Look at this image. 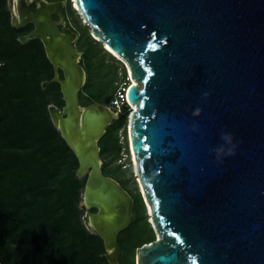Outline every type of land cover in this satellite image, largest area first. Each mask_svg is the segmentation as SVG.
<instances>
[{"label": "water", "instance_id": "95a60500", "mask_svg": "<svg viewBox=\"0 0 264 264\" xmlns=\"http://www.w3.org/2000/svg\"><path fill=\"white\" fill-rule=\"evenodd\" d=\"M74 1L137 81L126 91L128 140L156 237L137 246L135 264H264V0ZM35 2L9 0L11 23L31 22L18 39L39 38L53 65L42 85H60L63 104L48 112L85 175L82 219L119 264L133 199L102 172L98 144L114 111L80 102L77 33L52 16L62 1Z\"/></svg>", "mask_w": 264, "mask_h": 264}, {"label": "trees", "instance_id": "16d2710c", "mask_svg": "<svg viewBox=\"0 0 264 264\" xmlns=\"http://www.w3.org/2000/svg\"><path fill=\"white\" fill-rule=\"evenodd\" d=\"M66 9L71 26L80 31L75 44L86 73L80 102L101 103L111 97V103L121 87L115 69L97 56L98 40L81 24L70 0ZM32 26L13 25L6 0H0V264H111L102 237L82 219L79 200L85 175L76 174L78 159L49 116V103L63 104L58 81L42 85L52 78L53 65L39 38L18 39ZM119 112L98 141L104 162L106 157L121 159L126 149L119 130L125 134L129 106L122 104ZM120 168L121 163L107 173L101 166L123 187L127 179L132 183L134 218L117 234V261L135 264L137 246L153 240L155 231L130 166L127 177L120 175Z\"/></svg>", "mask_w": 264, "mask_h": 264}, {"label": "rangeland", "instance_id": "374dc122", "mask_svg": "<svg viewBox=\"0 0 264 264\" xmlns=\"http://www.w3.org/2000/svg\"><path fill=\"white\" fill-rule=\"evenodd\" d=\"M27 1H29V0H27ZM61 1H62V3L60 5L59 10L57 12H54L52 15H53V17L56 20H59L60 19V15H63L64 16V21H62L60 23V26L61 27L62 26L65 27L66 26V27H69V28L73 29L77 33V37H79L80 31H78L77 29H74L71 26V24H72V22H71L72 18L69 16V19H70V21H69L68 18H67V16H66V14H65L66 13V10H67L66 9V6H67V1L68 0H61ZM36 2H37V0H36ZM70 2L72 3L73 1L70 0ZM72 4H74V3H72ZM6 5L9 8V0H6ZM75 13L79 17L81 24L83 26H86L88 28L89 35L93 36L92 33H91L90 26L88 25L87 22L84 21V19L82 18L81 14L77 10H76ZM10 19H11V15H10ZM76 40H77V38H76ZM97 40H98L97 41L98 42V46L101 47V49L98 50V52H97V56H99L100 58H103L105 62L112 63V68H114L115 69V72H116V75H115L116 76V79H117L116 82L119 84V86L125 85L127 83L125 81H128L127 76H129L128 67H127L125 61L120 56H117L116 53L110 52L111 50L108 47H106V45L104 44V42L100 41L99 39H97ZM102 46L105 48V50L103 49ZM113 54H115L116 56H114ZM81 57H82V53H81ZM129 78H130V76H129ZM129 82L131 83V79H130ZM110 98L111 97H109V99ZM109 99H108V101L101 102V103H104V104L108 105L111 109H113V111L115 113L114 114V118H117L120 112H119L118 108H116V110L113 108L114 106L111 105ZM85 100H88V99L85 98ZM123 132L124 131L122 129L119 130V138L122 140V142H124L126 140V149H122L123 152H121L122 153L121 159L114 160L113 158L111 159V158H107L106 157L105 158L106 161L104 162V158H102V156H101V161H102L103 169L107 173H111L113 171L112 169L117 164L121 163V168L123 170L120 171L119 173H120V175H123V176H126L127 177L128 176V171L125 170V169L127 168V166H130V168H131V175L137 181V187H138V190H139V192H140V194L142 196V192L140 191L141 190L140 189V185H139V182L137 180V178H138L137 171L135 170L134 160H133V156H132V153H131V150H130V145H129V140H128L127 123H125V134ZM125 184H126L127 188H125V187L124 188L127 189V191L129 192V187L131 186L132 183H131V181L129 179H127ZM143 202H144V199H143ZM146 212H147V210H146ZM155 237H156V234H155Z\"/></svg>", "mask_w": 264, "mask_h": 264}, {"label": "built area", "instance_id": "2783aa9c", "mask_svg": "<svg viewBox=\"0 0 264 264\" xmlns=\"http://www.w3.org/2000/svg\"><path fill=\"white\" fill-rule=\"evenodd\" d=\"M129 80H130V78H129ZM129 84H130V82H127L125 87L121 86L120 90L116 91V94H115V96L111 102V105L114 106L115 110H116V108H118V110H120V107L122 106V104H126L129 106V113H130L131 109L133 108L132 104L128 102L127 94H126L127 86Z\"/></svg>", "mask_w": 264, "mask_h": 264}, {"label": "clouds", "instance_id": "9594fccd", "mask_svg": "<svg viewBox=\"0 0 264 264\" xmlns=\"http://www.w3.org/2000/svg\"><path fill=\"white\" fill-rule=\"evenodd\" d=\"M205 95H207V93H205ZM199 111H200L199 109L196 110L197 113H199ZM221 138H222V140H224V141H226V142L231 144V139L232 138H231L230 134L224 133V134H222ZM234 148H235L234 144H232L231 147L227 148V154L228 155L234 154V152H233ZM217 151L218 152H224L225 148L223 146H221L220 148L217 149Z\"/></svg>", "mask_w": 264, "mask_h": 264}, {"label": "bare ground", "instance_id": "6f19581e", "mask_svg": "<svg viewBox=\"0 0 264 264\" xmlns=\"http://www.w3.org/2000/svg\"><path fill=\"white\" fill-rule=\"evenodd\" d=\"M27 1V0H26ZM73 1V3H74V5L76 6V4H75V1L74 0H72ZM14 2L15 3H17L18 2V0H14ZM36 5H39L40 4V0H37V2L35 3ZM13 14H14V17H15V19H18V13H17V8H16V6L14 5L13 6ZM105 44V43H104ZM106 45V44H105ZM106 47H108L107 45H106ZM110 49V48H109ZM111 52H113V53H115L113 50H111ZM117 56H119L118 54H116ZM128 71H129V69H128ZM129 76H130V71H129ZM130 79H131V82H135V83H137V81H135V80H133L132 78H131V76H130ZM132 106L134 107V105L132 104ZM115 114V113H114ZM132 153V152H131ZM132 156H133V153H132ZM133 160H134V156H133ZM134 165H135V160H134ZM135 170H136V167H135ZM137 171V170H136ZM109 250H111V249H109Z\"/></svg>", "mask_w": 264, "mask_h": 264}, {"label": "flooded vegetation", "instance_id": "af4514ba", "mask_svg": "<svg viewBox=\"0 0 264 264\" xmlns=\"http://www.w3.org/2000/svg\"><path fill=\"white\" fill-rule=\"evenodd\" d=\"M53 16V15H52ZM54 18V17H53ZM131 195V194H130ZM132 197V196H131Z\"/></svg>", "mask_w": 264, "mask_h": 264}]
</instances>
